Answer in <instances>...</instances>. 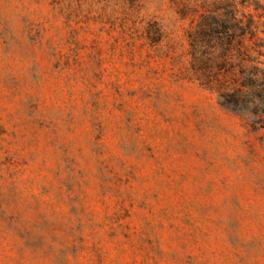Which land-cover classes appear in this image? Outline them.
<instances>
[{
	"label": "rangeland",
	"instance_id": "1",
	"mask_svg": "<svg viewBox=\"0 0 264 264\" xmlns=\"http://www.w3.org/2000/svg\"><path fill=\"white\" fill-rule=\"evenodd\" d=\"M0 264H264V0H0Z\"/></svg>",
	"mask_w": 264,
	"mask_h": 264
},
{
	"label": "trees",
	"instance_id": "2",
	"mask_svg": "<svg viewBox=\"0 0 264 264\" xmlns=\"http://www.w3.org/2000/svg\"><path fill=\"white\" fill-rule=\"evenodd\" d=\"M207 25V24H205ZM203 26V28L200 30L201 34H203V38L204 39H208L209 38V31L206 28L207 26ZM186 33V37L190 42V48H191V57L193 58V61L196 60V40H197V36L200 33L198 31V29L195 27V25L193 23H191L190 27L188 29L185 30ZM208 64V63H207ZM210 69V68H209ZM210 73H212V71H210ZM221 91V92H220ZM219 92L221 93V98L224 97V95L226 92V88H220Z\"/></svg>",
	"mask_w": 264,
	"mask_h": 264
}]
</instances>
